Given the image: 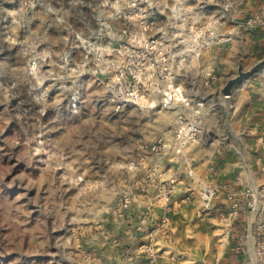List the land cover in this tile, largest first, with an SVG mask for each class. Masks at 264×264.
<instances>
[{
	"label": "rangeland",
	"instance_id": "obj_1",
	"mask_svg": "<svg viewBox=\"0 0 264 264\" xmlns=\"http://www.w3.org/2000/svg\"><path fill=\"white\" fill-rule=\"evenodd\" d=\"M258 6L0 0V264H117V216L137 194L157 187L147 173L161 159L146 157L144 146L176 116L151 110L145 99L125 102L130 63L165 56L174 87H182L191 107L204 102V122L215 108L206 104L209 89L233 78L239 63L246 71L264 59L243 46L211 48L224 38L215 27L231 24L227 13ZM226 51L233 54L230 69L215 66ZM208 72L215 78L209 87ZM127 195L133 201L124 209Z\"/></svg>",
	"mask_w": 264,
	"mask_h": 264
},
{
	"label": "crops",
	"instance_id": "obj_2",
	"mask_svg": "<svg viewBox=\"0 0 264 264\" xmlns=\"http://www.w3.org/2000/svg\"><path fill=\"white\" fill-rule=\"evenodd\" d=\"M258 2L256 12L242 9L243 12L225 13L231 17V24L215 27V32H221L224 38L214 41L211 48L243 46L264 53V29L253 30L245 25L264 10V0ZM232 61L233 54L226 51L214 65L230 69ZM227 81L216 83L207 92L210 95L206 104L215 108L207 111L200 142L186 148L180 160H160L165 177H177L172 197L174 212L170 214L171 238L158 237L161 256L150 263L142 248L164 213L163 202L155 200L158 192L152 187L147 195L137 194L132 208L117 216L119 232L113 236L112 252L117 264L120 260L121 264H260L253 250L252 216L244 210L235 216L228 197L233 195L243 205L244 192L264 184V75L247 82L230 99L224 98L222 92ZM186 163L194 169L193 179L185 170ZM208 184L221 192L201 221L197 219L203 206L200 193ZM184 198H188L186 203H182ZM241 242L246 249L238 251Z\"/></svg>",
	"mask_w": 264,
	"mask_h": 264
},
{
	"label": "built area",
	"instance_id": "obj_3",
	"mask_svg": "<svg viewBox=\"0 0 264 264\" xmlns=\"http://www.w3.org/2000/svg\"><path fill=\"white\" fill-rule=\"evenodd\" d=\"M248 28L264 29V10L246 21ZM151 46H146V51H150ZM134 52V50H133ZM131 69L126 78L129 80L130 87L125 93V102L127 104L137 103L145 99L151 103L150 109L157 107L165 108L168 111L176 110L174 121L171 123L166 132L155 138L154 141L146 143L144 152L146 157L151 159L158 157L179 158L183 156L185 149L189 146L198 144L203 134L202 107L204 102H198L197 108L191 107V101L186 96L182 87H174L173 79L168 75L167 59L161 56L156 59L146 57L130 63ZM215 78L212 72L206 73L204 85L209 87ZM144 87V88H141ZM159 94L158 100L151 98L154 94ZM160 98V99H159ZM224 98H226L224 96ZM227 99V98H226ZM177 105L183 107L178 110ZM149 158V157H148ZM185 170L188 176L193 179L195 176L194 169L190 163H186ZM147 177L156 183L158 192L157 198L162 200L164 213L163 216L155 222V228L148 235V242L142 246L144 248L150 263L155 262L162 252L158 249V237L165 240L171 238L170 214L174 212L172 197L175 194L177 186V177H165L160 165L148 168ZM227 187L222 189L226 190ZM218 189L212 184L204 186L200 193L203 203L202 208L197 213V219L204 221L207 212L212 209L214 199L220 194ZM234 205L233 214L237 216L240 210L248 212L253 220V250L260 264L264 263V184L257 187H250L244 192V204L237 202L236 198L231 195L228 197ZM132 197L125 196L122 207L128 209L132 204ZM188 198H184L182 203H186ZM238 251L246 249L245 243L241 242L236 248ZM171 259L176 261L174 256Z\"/></svg>",
	"mask_w": 264,
	"mask_h": 264
},
{
	"label": "water",
	"instance_id": "obj_4",
	"mask_svg": "<svg viewBox=\"0 0 264 264\" xmlns=\"http://www.w3.org/2000/svg\"><path fill=\"white\" fill-rule=\"evenodd\" d=\"M263 70H264V59L259 61L254 66H252L249 70H246V71L243 69V66L240 64L238 67L237 74L226 82L222 90L224 96L227 99H230L233 96L235 89L239 85L249 80L255 74L262 72Z\"/></svg>",
	"mask_w": 264,
	"mask_h": 264
}]
</instances>
